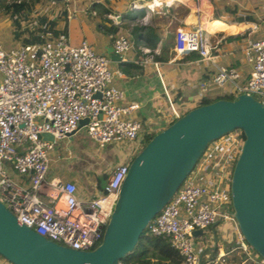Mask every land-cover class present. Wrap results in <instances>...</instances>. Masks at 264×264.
<instances>
[{"label":"built area","instance_id":"obj_1","mask_svg":"<svg viewBox=\"0 0 264 264\" xmlns=\"http://www.w3.org/2000/svg\"><path fill=\"white\" fill-rule=\"evenodd\" d=\"M75 11L70 8L67 17ZM158 15L168 19L164 11ZM106 16L108 24L114 21L113 14ZM171 33L174 54L195 50L200 58L213 62L204 28L177 24ZM110 46L123 60L132 44L117 32L111 35ZM141 50L144 61L151 58L150 48ZM243 52L249 63L244 81L237 80L234 67L213 62L211 78L198 85L201 96L211 85L221 87V92L250 94L264 104V36L250 41ZM112 76L105 53L95 51L84 38L70 43L65 30L54 35L46 31L42 40L7 49L0 46V201L19 222L64 246L89 249L100 241L130 157L110 168L97 196L79 201L74 181L46 180L55 142L70 135L82 118L86 135L98 146L133 141L143 130L134 114L138 103L123 101V91L112 83ZM178 116L179 109L170 107L166 123ZM40 132H49L53 139H42ZM242 140L240 128H233L209 141L147 223L149 234L165 238L181 255L179 264H202L194 250L193 229L233 220L229 179ZM10 171L26 182L14 180ZM238 247L245 256L237 264L257 261L244 241ZM215 251L217 255L206 264L228 252L221 245Z\"/></svg>","mask_w":264,"mask_h":264},{"label":"crops","instance_id":"obj_2","mask_svg":"<svg viewBox=\"0 0 264 264\" xmlns=\"http://www.w3.org/2000/svg\"><path fill=\"white\" fill-rule=\"evenodd\" d=\"M150 1L73 0L70 7H64L66 14L57 20L56 27L66 31L70 43L76 44L84 38L91 42L95 51L105 53L108 57L106 49L111 47V35L123 33L131 41L132 47L124 53L123 60H111L109 57L113 72L112 83L123 91L124 102L138 103L134 114L141 121L142 131L156 132L167 124L165 115L170 107L176 108L174 102L178 103V107L186 108L191 107L199 99L202 93L198 85L201 81L208 82L211 78L214 72L213 62L234 67L238 72L237 80L244 81L249 71V63L244 59V48L250 41L264 36V0H173L171 6L160 8L166 9L164 10L168 17L166 21L159 18L158 13L163 12H158L159 8L145 7ZM80 2H88L90 5L97 2L99 7L90 6V11L80 13L77 8ZM131 4L138 7L135 8ZM70 8L76 11L67 17ZM170 8L172 9L168 10ZM103 9L106 12H101ZM139 9H143V13L144 11L151 13L150 16L142 14L134 18L127 17L134 15ZM57 12L54 11L53 15L58 16ZM213 12H217L216 17L213 16ZM106 13L121 17L118 22L108 24ZM213 19H216L218 25L221 23L223 25L211 28L210 26L214 25L209 24L215 22ZM177 24L205 29L213 62L200 58L198 54L193 56L190 52L180 54L172 52L171 29ZM104 25L110 28L115 25L117 27L114 33H111ZM135 26H142L137 39L132 32ZM147 27L155 30L154 47L147 46L139 38L148 32ZM4 33L9 41H15L14 45L11 44L9 47H15L21 42L9 36L6 31ZM167 35L171 36L169 42L164 40ZM143 46L151 50V58L145 61L143 59L146 54L141 50ZM212 88L214 87L208 85L205 94L211 93ZM141 138L142 132L137 139L139 143ZM129 142L94 145L83 127L79 126L67 137L57 140L50 150L46 180L74 181L79 201L97 196L101 192V185L109 168L124 161L135 151L134 142ZM105 171L107 173L104 177L97 181L96 176ZM10 174L17 182H26L24 176L13 171H10ZM224 222L226 225L219 226L218 221L212 226L216 236L215 242L211 231L206 234V243L202 240L193 242L197 257L201 254L202 264H206L211 258V251L218 245L224 246L228 252L221 258H215L213 264H231L232 256L238 253L235 249H239L238 245L243 239L233 220ZM216 255L215 251L214 256ZM0 264L9 263L0 259Z\"/></svg>","mask_w":264,"mask_h":264},{"label":"water","instance_id":"obj_3","mask_svg":"<svg viewBox=\"0 0 264 264\" xmlns=\"http://www.w3.org/2000/svg\"><path fill=\"white\" fill-rule=\"evenodd\" d=\"M120 17L116 15L114 21ZM106 51L111 60L119 59L111 47ZM85 120H78L77 126ZM233 128H240L243 140L229 179L231 214L243 241L264 261V104L243 92L190 107L147 141L141 139L142 146L128 161L101 239L92 248L64 246L36 233L0 201V256L12 264H116L134 247L206 144ZM38 136L53 139L49 132ZM210 231L215 242L213 227ZM201 233L206 230L191 231L192 236Z\"/></svg>","mask_w":264,"mask_h":264},{"label":"trees","instance_id":"obj_4","mask_svg":"<svg viewBox=\"0 0 264 264\" xmlns=\"http://www.w3.org/2000/svg\"><path fill=\"white\" fill-rule=\"evenodd\" d=\"M38 1V0H36ZM44 1V0H42ZM49 1L46 0L45 3H48ZM35 3V0H9L5 1L3 3V13H7L9 17L11 18V22L13 24H16L19 26V18L23 19V17L28 18L30 12V5ZM92 8L99 7V4L97 2H92L90 5ZM66 10L64 6L59 9L58 13H60V16H65ZM101 12H106L104 9ZM38 18L35 21V23L30 24V28H28V36L23 37L21 42H31V41H39L44 38L45 32L49 31L51 34H56L57 32L63 30V28L56 27V22L59 20V15H53L52 17H49L47 13L41 14L38 12ZM143 14V9L136 10V13L134 15H128L127 17L134 18L135 16H140ZM213 16H217V12H213ZM58 17V18H57ZM117 25L110 28V32L114 33L116 30ZM148 32L144 33L139 38L143 40L149 47H154L155 41H156V33L153 28L147 27ZM142 30V26H135L132 30L134 33V38H138V32ZM190 52L193 56H197V52L195 50H188L186 51ZM217 87L212 88L211 93H209L206 96H200L199 99H197L194 104L191 106L199 105L202 103H206L209 101H212L214 99L223 97L232 99L233 95H231V92H220L216 90ZM176 108H179L180 114L184 113L187 109L186 108H180L178 107V103L174 102ZM154 131L152 132H142V140L143 142L147 141ZM142 146V143L140 142L139 148ZM138 148V149H139ZM137 149V150H138ZM136 150V151H137ZM134 151L132 155L136 152ZM130 156V158L132 157ZM129 158V159H130ZM237 256L233 255L232 260L235 261L234 263H238L244 256L245 253L238 249ZM215 251V250H214ZM213 251V252H214ZM214 257V255L212 256ZM211 257V258H212ZM181 255L170 246L168 241L165 238L158 237L155 235H151L147 232V229H143L140 233V235L137 238L136 244L134 247L126 252L118 261L116 264H179L181 262ZM214 260L212 259L207 264H213ZM224 264V263H222ZM250 264H264V261L261 257L258 256L257 261H252Z\"/></svg>","mask_w":264,"mask_h":264},{"label":"rangeland","instance_id":"obj_5","mask_svg":"<svg viewBox=\"0 0 264 264\" xmlns=\"http://www.w3.org/2000/svg\"><path fill=\"white\" fill-rule=\"evenodd\" d=\"M5 1H9V0H0V32L2 31L0 33V46H2L3 48L7 49V48H9V46H11V44L14 45L15 41H9V39H7L6 34L4 33L5 31L12 38H14V39H16L18 41H21L23 37L28 36V28H30V24L33 25V23H35V21L37 20V18H38V16H36V15H38L37 11L40 12L41 14L47 13V15H49V17H52L54 11H56V12L59 11V9H61L62 6H64V7L69 6L70 7V3L73 0H48L49 1L48 3H45L46 0H44V1H42V0L36 1L35 0L34 5H33V3L30 5V9L29 10L31 12V16H30V13H29L28 14L29 15L28 18H26V17H23V19L19 18V21H18L19 22V26H17L16 24H13L11 22V18L9 17V15L7 13H3L2 6H3V3ZM75 2H76V0H75ZM74 7H76V6H74ZM77 8L79 9L78 11L80 13H86V12L90 11V4L88 2H83V3L80 2L78 4ZM171 9L172 8H170L168 10H171ZM164 10H166V9H159L157 11L158 12H162ZM155 12H156V10H155ZM147 14H148V16H150L151 13H147L146 11H144L143 15H147ZM61 18H63V16L59 15V20ZM215 20L216 19H213V21H215ZM134 21H135V19H134ZM210 22H212V20ZM213 25H217V22L216 21L213 22ZM104 26H105V28L110 29V27L108 25H104ZM3 30H5V31H3ZM170 39H171V36L167 35L164 40L165 41L167 40L169 42ZM93 48H94V46H93ZM216 90L221 92V87L216 88ZM231 95H233V97H234L236 94L232 93ZM179 115H180V112H179ZM141 132H143V131H141ZM136 141H137V139L133 140L132 142H136ZM94 143H95L94 145H97L96 142H94ZM107 144H109V143H107ZM107 144H105V145H107ZM133 145H134V143H133ZM139 146H140V143H138V145H136V147H134L133 150L135 149V151H136L139 148ZM62 178H64V177H62ZM222 225H226V223L224 222V220H219V226H222ZM205 230H206V233H201V234L193 236L192 237V241L193 242H198L199 240H202L203 243H206V241H207L206 240V234L209 233L210 227L209 226L205 227ZM247 249H248V252L250 254H252L254 257H257L255 255L254 250L252 248H250L248 245H247ZM213 251L214 250L211 251V254H210L211 257L213 255H215V251L214 252ZM236 251H239V250L235 249V252ZM235 255L237 256V254H235ZM0 259L1 260H5L2 256H0ZM6 262H8V261H6ZM234 262L235 261L232 260L231 264H236Z\"/></svg>","mask_w":264,"mask_h":264},{"label":"bare ground","instance_id":"obj_6","mask_svg":"<svg viewBox=\"0 0 264 264\" xmlns=\"http://www.w3.org/2000/svg\"><path fill=\"white\" fill-rule=\"evenodd\" d=\"M173 4V0H151L147 6V8H163V7H168L171 6ZM134 6L138 7V5L134 4ZM220 24V23H219ZM209 25H213V23L209 24ZM221 26L223 25V23L220 24ZM220 25H214V26H210L212 27H216V26H220ZM215 29V28H214ZM209 30V29H208Z\"/></svg>","mask_w":264,"mask_h":264},{"label":"flooded vegetation","instance_id":"obj_7","mask_svg":"<svg viewBox=\"0 0 264 264\" xmlns=\"http://www.w3.org/2000/svg\"><path fill=\"white\" fill-rule=\"evenodd\" d=\"M110 170V169H109ZM108 171V170H107ZM105 173H107L106 171L105 172H100L97 176H96V180L97 181H100V179H102L105 175Z\"/></svg>","mask_w":264,"mask_h":264}]
</instances>
